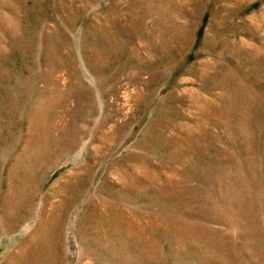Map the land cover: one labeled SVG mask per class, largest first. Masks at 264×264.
<instances>
[{"label":"rangeland","instance_id":"374dc122","mask_svg":"<svg viewBox=\"0 0 264 264\" xmlns=\"http://www.w3.org/2000/svg\"><path fill=\"white\" fill-rule=\"evenodd\" d=\"M0 264H264V0H0Z\"/></svg>","mask_w":264,"mask_h":264}]
</instances>
